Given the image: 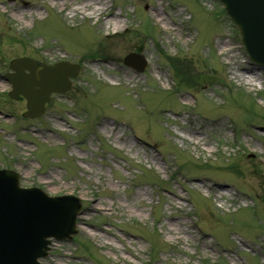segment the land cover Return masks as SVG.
Listing matches in <instances>:
<instances>
[{
  "label": "rangeland",
  "instance_id": "rangeland-1",
  "mask_svg": "<svg viewBox=\"0 0 264 264\" xmlns=\"http://www.w3.org/2000/svg\"><path fill=\"white\" fill-rule=\"evenodd\" d=\"M85 1L0 0V169L83 205L41 263L264 264V68L222 6L105 0L72 15ZM17 57L79 65L39 118L7 95Z\"/></svg>",
  "mask_w": 264,
  "mask_h": 264
},
{
  "label": "water",
  "instance_id": "water-1",
  "mask_svg": "<svg viewBox=\"0 0 264 264\" xmlns=\"http://www.w3.org/2000/svg\"><path fill=\"white\" fill-rule=\"evenodd\" d=\"M218 1L239 29L247 57L264 67V0ZM40 66L37 69L30 60L17 59L10 66L13 74L7 76L12 86L9 96L14 100L19 95L24 97V115L31 118L44 112L52 93L68 89V79L76 77L78 69L68 63ZM5 175L10 185L3 184ZM16 176L11 171L0 172V264H38L36 259L46 256L48 237L64 239L76 233L74 221L80 209L79 199H50L40 192L18 191Z\"/></svg>",
  "mask_w": 264,
  "mask_h": 264
},
{
  "label": "bare ground",
  "instance_id": "bare-ground-1",
  "mask_svg": "<svg viewBox=\"0 0 264 264\" xmlns=\"http://www.w3.org/2000/svg\"><path fill=\"white\" fill-rule=\"evenodd\" d=\"M102 1H103V4H101ZM105 2H106L105 0H86L85 2H82L79 5L81 7H79V8H72L71 9L72 15H73V13L81 12V11H88L91 14L97 15V13H101V11H105L106 7H108V4L105 3ZM64 4L65 3L63 1V4L62 5H64ZM68 4H72V2L71 3L68 2L67 5ZM22 5H25V4H22ZM98 6H100V7H98ZM156 15L159 17V19H161V15L160 14L156 13ZM119 16L120 15L111 14L109 11H106V12H104V18L106 19V17H107V18H110V19H107V20L104 19L103 20V24H105L106 27L113 26L114 28H117L118 29V28H120V26L122 24L121 20L119 19ZM123 25H125V22H123ZM215 195H218L217 197L219 199H222V197H223V195L222 194H219L218 192H216ZM178 198H181V196H178Z\"/></svg>",
  "mask_w": 264,
  "mask_h": 264
},
{
  "label": "trees",
  "instance_id": "trees-1",
  "mask_svg": "<svg viewBox=\"0 0 264 264\" xmlns=\"http://www.w3.org/2000/svg\"><path fill=\"white\" fill-rule=\"evenodd\" d=\"M180 76H181V75H180ZM185 79H186V78H185V77L183 78V75H182V79H180V81H179V82H180V83H182V82H183V84H186V85H187L188 83L186 82L187 80H185ZM182 80H183V81H182ZM181 81H182V82H181Z\"/></svg>",
  "mask_w": 264,
  "mask_h": 264
}]
</instances>
